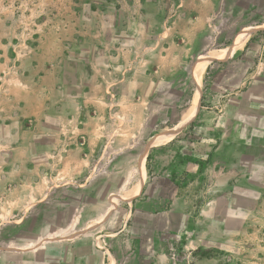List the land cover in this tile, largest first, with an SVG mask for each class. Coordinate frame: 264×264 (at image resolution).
<instances>
[{"label": "rangeland", "instance_id": "rangeland-1", "mask_svg": "<svg viewBox=\"0 0 264 264\" xmlns=\"http://www.w3.org/2000/svg\"><path fill=\"white\" fill-rule=\"evenodd\" d=\"M184 1L0 0V181L10 182L0 210L12 217L0 220V253L45 247L78 227L93 230L106 264H264V125L244 127L247 154L236 157L233 179L218 172L219 186L209 166L191 172L170 151L201 143L199 124L159 145L195 118L193 91L218 52L198 60L199 79L193 58L178 69L163 53L224 47L242 26L264 24V0H233L257 11L220 14L221 26L214 17L199 30ZM254 30L260 53L264 27L237 32L224 49L232 56ZM182 116L150 150L148 138ZM90 117L102 123L105 145L92 171L73 177L67 157ZM62 229L68 234L57 237Z\"/></svg>", "mask_w": 264, "mask_h": 264}, {"label": "crops", "instance_id": "crops-1", "mask_svg": "<svg viewBox=\"0 0 264 264\" xmlns=\"http://www.w3.org/2000/svg\"><path fill=\"white\" fill-rule=\"evenodd\" d=\"M184 2L187 11L193 13V22L190 27L198 28L196 30L209 29L207 22L209 18L211 21L216 17V20H212V25L221 26V15L226 14L227 16H231L232 14L236 15V13H241V11L245 15L246 12L257 11L251 8V3H243L241 7L239 3L236 2L235 4L233 0H185ZM181 4L182 3L177 4V6L180 7ZM259 10L260 9H258V12H260ZM199 20L204 22L202 26L196 24ZM263 27L264 24L242 26L237 32L246 28L262 29ZM237 32L231 37L232 41ZM256 33L257 30H254L243 47L239 48L232 56L228 53V51H231V48H224L233 46L237 42L239 33L235 38L234 44L229 46L228 44L230 42L232 43L230 40L227 44L228 46L224 45V47L212 49L204 55L200 54V50L204 48V45H201L202 47L200 48L192 47V52L189 53V56L185 51H181V49L175 52L173 56L171 53L168 55L163 53L162 55L164 61L170 59L178 61V69L184 64V61L193 58L190 74L192 75L196 71L199 79L198 60L211 55V52H218L217 54L211 55L212 57L205 66L203 73H201L202 80L200 81H202L203 84L200 86L197 85L193 91L190 107L194 101V108H196L192 114H195L198 106L195 118L177 133L170 135L169 140L159 144L164 146L170 145L176 139H182V137L187 136L192 125L195 123L199 124V128L202 129L198 132L202 136L201 143L194 146L188 143L190 142L189 140L185 142L179 141L178 144H175V147L178 145L177 148L170 151L173 153L172 156L179 158V163L185 161L187 163V169L191 172L196 171L198 166H209L212 176L213 173L216 174L215 181L217 186H219L218 172H220V170L222 173L226 172L227 179H233V177L230 178L228 174L234 170L233 166H235L236 157L245 156L247 154L245 152L248 146L246 142L250 137L243 135L244 127L252 125L256 132L259 126L264 125V48L261 49V47L258 46L259 51H262L260 53L256 52V41L253 42ZM203 34L204 32L201 33V35ZM196 39H201V36H197ZM194 44L197 45V42L195 41ZM201 44H204V42L202 41ZM225 52L226 54H224ZM208 53L211 54L207 55ZM220 53L222 54L220 55ZM241 65H243L242 68ZM230 67H234L235 71H233V73H229ZM169 68L170 67L164 68V71H168ZM220 72L222 73L221 78H224V80L218 83L216 78ZM210 74L213 80L207 82V78ZM183 116L178 123L148 138L146 144L150 146V150L158 145L154 143L156 136H163L168 130L176 128ZM90 118V126L88 128H83V130L81 129V134L78 135V138H73L72 148L67 157V170L68 173L70 172L73 174V177H80L81 175L91 172L94 166H96V160H98L101 149L105 145V140L98 129V125L102 123L99 122L98 119L93 117ZM163 137L167 138L168 136ZM131 139L133 140L134 138ZM75 142H77V145ZM192 147L196 148L193 149ZM150 153H148L147 156H149ZM195 157L197 160H195ZM188 159H193L195 161L189 163ZM69 185L70 183H68V187ZM81 186L83 189H88V194H91L90 189H92V187L90 185H85L83 182ZM9 194L10 182L2 179L0 181V195L3 197H10ZM5 202L4 198L0 204L6 205ZM22 203H26V199L25 202ZM94 204H97V202ZM79 212V215H77L79 218L81 214L84 215V217L87 216V209H81ZM11 218L9 212L5 215L1 214L0 210V220H9ZM73 223L76 225V222ZM70 225H67V227ZM76 230L78 233L76 236L48 242L45 247L43 245L40 248L27 249L25 246L32 243L29 242L15 249L6 248L0 253V264H106V261H104L101 256V250L97 248L100 246H97L95 243V235L91 234L93 230L78 227H76ZM37 241L38 240L33 242L36 243ZM99 242L101 243L100 239ZM63 251H65V253Z\"/></svg>", "mask_w": 264, "mask_h": 264}, {"label": "bare ground", "instance_id": "bare-ground-1", "mask_svg": "<svg viewBox=\"0 0 264 264\" xmlns=\"http://www.w3.org/2000/svg\"><path fill=\"white\" fill-rule=\"evenodd\" d=\"M249 35H250V33L249 32H246V33H244L241 37H240V39H239V41H238V44H237V46L235 47V50H236V48L237 47H242L243 45H244V43L247 41V39L249 38ZM228 53H230V54H232L233 53V50L232 51H228ZM227 53V54H228ZM222 53H220V55H221ZM224 54H226V52L224 53ZM223 54V55H224ZM212 56H210V58H211ZM209 58V59H210ZM209 59L208 60H206L207 62L209 61ZM67 232V229H62L60 232H57V237H59V236H63V235H67L68 234V232ZM47 237V236H46ZM49 242V241H48Z\"/></svg>", "mask_w": 264, "mask_h": 264}]
</instances>
